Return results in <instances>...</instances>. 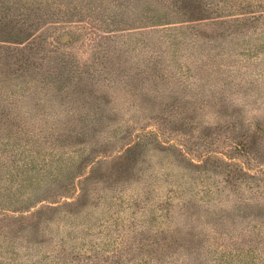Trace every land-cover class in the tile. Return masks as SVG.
Wrapping results in <instances>:
<instances>
[{
  "label": "rangeland",
  "instance_id": "rangeland-1",
  "mask_svg": "<svg viewBox=\"0 0 264 264\" xmlns=\"http://www.w3.org/2000/svg\"><path fill=\"white\" fill-rule=\"evenodd\" d=\"M112 1L0 0V264H264V0Z\"/></svg>",
  "mask_w": 264,
  "mask_h": 264
},
{
  "label": "trees",
  "instance_id": "trees-1",
  "mask_svg": "<svg viewBox=\"0 0 264 264\" xmlns=\"http://www.w3.org/2000/svg\"><path fill=\"white\" fill-rule=\"evenodd\" d=\"M127 2H131V3H127ZM125 1V2H117L116 0L112 1L111 6H117V7H133L135 9H133V11H137V13L139 12L140 9L145 11V14L140 15L137 14L138 16H141L147 20H151L153 21V25H167L171 22V18L169 17V15L174 13L173 7L171 6V2H169V0H132V1ZM89 4H91V2H89ZM91 7H94L93 5H91ZM95 8V7H94ZM135 11V12H136ZM173 12V13H172ZM1 17L4 16H0V37H6L4 36V33H6L8 25L6 24V21H3L1 19ZM159 21H165V22H159ZM33 24H28L25 28H22L20 31H18L19 29H17L15 32L12 31V33H22V35L24 36H19L21 38H14L16 39L15 41H17V43H23L25 40L29 39L31 36L30 30L28 28H32ZM2 35V36H1ZM0 41H8V38L2 39L0 38ZM34 42V41H32ZM25 48H27V46H24L23 48H21L22 50H24ZM4 90V85L0 82V96L3 93ZM4 114L3 112H1L0 110V117H2ZM16 134L17 136H21L22 132H23V126H21L19 129H16ZM7 135H10V133H8ZM14 144H18L20 147L22 148H26L23 142L20 141H16L14 142ZM131 148H128L126 150V152L130 151ZM51 164V163H50ZM48 164V165H50ZM28 166V164H26ZM54 165V163L52 164V166ZM128 170V168H126ZM26 175L24 176V178L17 184V186H15V189H13L12 186H5L6 190H4V193L2 191H0V197H6V199H11V200H29L30 198H32V194L33 192L31 191H37V188H35V186H32L33 183H40V171L34 168H26ZM68 187V186H67ZM21 188H26L30 190V193L27 192L26 190H22ZM13 189V190H12ZM19 197H23V198H19ZM247 259V257H244V260Z\"/></svg>",
  "mask_w": 264,
  "mask_h": 264
}]
</instances>
